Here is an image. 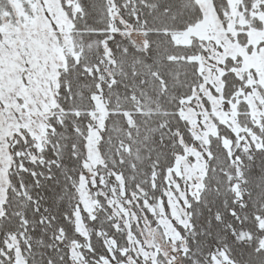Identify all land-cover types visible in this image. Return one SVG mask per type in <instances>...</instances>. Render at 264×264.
I'll use <instances>...</instances> for the list:
<instances>
[{"label":"snow or ice","instance_id":"1","mask_svg":"<svg viewBox=\"0 0 264 264\" xmlns=\"http://www.w3.org/2000/svg\"><path fill=\"white\" fill-rule=\"evenodd\" d=\"M0 264H264V0H0Z\"/></svg>","mask_w":264,"mask_h":264}]
</instances>
